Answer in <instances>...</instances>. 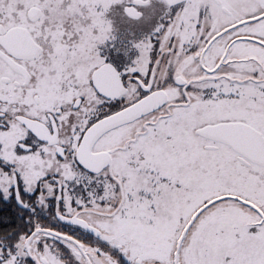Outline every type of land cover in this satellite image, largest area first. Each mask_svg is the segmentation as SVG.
Here are the masks:
<instances>
[{
  "label": "snow or ice",
  "instance_id": "snow-or-ice-1",
  "mask_svg": "<svg viewBox=\"0 0 264 264\" xmlns=\"http://www.w3.org/2000/svg\"><path fill=\"white\" fill-rule=\"evenodd\" d=\"M0 264H264V0H0Z\"/></svg>",
  "mask_w": 264,
  "mask_h": 264
}]
</instances>
